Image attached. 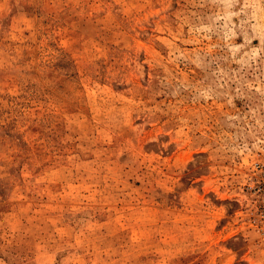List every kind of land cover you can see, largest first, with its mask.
Here are the masks:
<instances>
[{
  "label": "rangeland",
  "instance_id": "rangeland-1",
  "mask_svg": "<svg viewBox=\"0 0 264 264\" xmlns=\"http://www.w3.org/2000/svg\"><path fill=\"white\" fill-rule=\"evenodd\" d=\"M0 264H264V0H0Z\"/></svg>",
  "mask_w": 264,
  "mask_h": 264
}]
</instances>
